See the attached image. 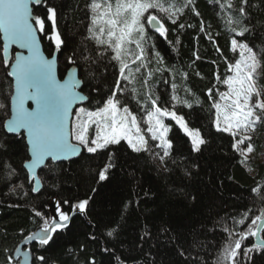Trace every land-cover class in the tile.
<instances>
[{"label": "trees", "instance_id": "obj_1", "mask_svg": "<svg viewBox=\"0 0 264 264\" xmlns=\"http://www.w3.org/2000/svg\"><path fill=\"white\" fill-rule=\"evenodd\" d=\"M46 2L57 9V29L65 41L58 55L60 76L64 77L69 68L66 57L75 53L78 63L84 65L79 70L80 77L91 82V88L87 84L82 87L91 102L79 107L95 109L106 98L105 94H110L116 76L111 66L105 70L107 60L88 65L81 56L82 50L84 55L93 58L102 50L89 38L91 13L86 5L90 0ZM169 2L179 6L181 0ZM232 3L234 7L229 9L225 0H193L194 11L186 9L178 21L185 27L180 29L169 22L166 38L149 28L150 44L145 47L154 46L152 63L135 80L122 81L124 90L117 97L140 114L146 113L149 94L158 96V105L162 107L174 105L173 95L191 102V108L184 103L177 107L207 141L201 146V152L192 151L190 137L171 119L168 122L172 147L169 157L165 158L166 165L151 148L137 153L122 140L94 154L83 150L79 157L51 170L43 167L39 172L43 188L36 193L31 191L34 181L24 167L26 157L30 158L25 135L6 134V129L0 128V144L4 145L0 148V264H18L14 252L20 242L41 227L43 219L53 218L51 202L69 211V205L63 201L74 204L88 196L92 198L86 214L75 213L69 227L54 233L48 245L40 246L37 241L28 245L32 264H41L35 259L40 255L45 256L46 264H92L93 261L95 264H193L194 261L215 264L229 239L224 228L234 232L245 230L264 204L261 200L264 191H251L254 187L264 189V162L260 161L264 137L259 136L252 142L254 152L246 163H241L243 157L232 149L229 134L216 130L215 110L207 95L209 88H213L215 96L217 88L222 91L227 87L216 76L219 74L223 79L230 74L227 64L238 58V52L231 51V39L239 38L241 25L227 21L239 15L240 4L239 0ZM246 8L249 15L243 24L251 30L245 35L259 53L264 49V0H250ZM34 11L44 16L46 8L36 6ZM197 11L199 16L195 15ZM207 34H211L212 40ZM40 35L45 51L53 55L54 40L49 35ZM157 51L163 57L161 64L154 58ZM197 55L200 59H196ZM3 58L0 32V102L8 105L7 113L0 111V123L10 116V97L14 90ZM156 68L162 70L156 72ZM150 70L153 75L149 77ZM173 82L178 85L176 90L171 87ZM259 84L264 85V77ZM261 131L264 132V127ZM93 134L94 130H90V135ZM109 154L114 167L109 169L108 179L99 181L98 173L109 163ZM9 165L16 170V175H8ZM35 211H40L43 217H36ZM245 212H249V219L244 225L236 224ZM109 231H113L112 236H108ZM145 231L149 233L146 237ZM182 251L184 255L180 254ZM263 260L264 255L254 257V261Z\"/></svg>", "mask_w": 264, "mask_h": 264}, {"label": "snow or ice", "instance_id": "obj_2", "mask_svg": "<svg viewBox=\"0 0 264 264\" xmlns=\"http://www.w3.org/2000/svg\"><path fill=\"white\" fill-rule=\"evenodd\" d=\"M225 3L229 9L234 7L232 0H225ZM249 3L250 0H239V15L235 19L229 17L227 21L229 24L241 25L239 38L231 39V51L238 52V58L227 64V72L230 74L223 79L219 74L216 76L219 83L227 86V90L220 91L217 88L215 96L213 88L207 90V95L212 100L211 107L215 110L214 126L218 132L227 133L232 138L231 147L243 157L241 163H246L249 154L255 150L252 133L256 132L258 125L264 126V85L259 84V80L264 77V49L259 53L255 51L245 35L251 30L243 24V20L249 15L246 8ZM41 5L46 8L44 16L34 14L33 6ZM86 8L91 13L89 38L102 50L97 51L94 58L84 55L83 50L81 56L88 65L107 60L108 63L104 64V68L107 70L111 66L115 69L116 78L113 87L109 89L110 94H105L106 98L95 109L78 107L75 110V118L69 127L73 105L77 102H91L88 95L78 90L85 84L91 88V82L77 78L78 70L84 65L78 63L75 53L66 57L69 68L67 78L63 80L57 79L55 57L48 59L41 53L38 33L49 35V39L55 42L56 50H62L65 44L57 29V9L48 5L46 0H0V32L3 33L4 40L2 63L9 65L10 45L15 44L27 50V55L19 51L15 52L14 62L10 65L11 71L8 75L15 78L14 94L10 97V118L0 123V128L6 129V134L26 135L25 147L30 158L26 157L24 167L37 185L41 184V180L37 178L38 166L51 170L58 164L78 157L82 150L94 154L107 149L109 145H118L123 140L137 153L149 151L148 141L137 115L117 98L124 90L121 82L135 80L136 75L152 63L154 46L145 47L146 44H150L149 28L166 38L169 22L183 29L185 25L178 23L181 16L186 9L194 11L193 0H181L179 6L169 0H102V2L90 0ZM161 13L163 16L159 15ZM195 15L199 16L200 13L197 11ZM200 31H204L203 21ZM232 31L235 32L236 28L233 27ZM207 35L209 40H212L211 34ZM154 58L157 64L163 62V57L158 51L154 53ZM196 59L200 57L197 55ZM161 70L156 68L154 71ZM152 75L153 71H148V76ZM182 75L187 77V73ZM196 75L200 74L197 72ZM144 83H147V78H144ZM171 87L176 90L178 85L173 82ZM186 91L191 90L186 89ZM158 100V96L152 98L149 94L150 103L145 111L148 124L146 131L151 134L152 140L160 141L158 147L163 149V156L157 154L160 161L167 164L165 158L169 157L172 147L171 141L166 138L169 127L165 125L163 117H171L190 137L192 151L201 152V146L207 141L199 130H190L183 116L177 115L175 111L162 109L158 106ZM172 100H178V97L173 95ZM28 101L33 102L35 107L26 106ZM183 103L189 108L192 107V103L188 101ZM0 111L7 113L8 105L0 102ZM90 130H94V135H90ZM245 144L246 147L241 148V145ZM3 147L4 145L0 144V148ZM108 160L109 163L105 164L98 173L99 181L108 179V171L114 167L111 154ZM8 168L9 176L17 174L10 165ZM19 187L22 188L23 185ZM31 191L36 192L38 188L32 187ZM92 191L96 190L92 189ZM251 191L259 193L264 189L254 187ZM91 198L88 196L79 199L74 204L69 200L63 201V204L69 205V211H64L58 203L56 209L58 216L51 220L43 219L40 231L26 239L29 242L37 241L40 246L48 245L54 233L69 227L73 214L87 213ZM192 199L194 200L195 197ZM261 200H264V196ZM35 216L43 217V214L35 211ZM248 219L249 212H245L235 222L244 225ZM224 232L228 234L229 239L225 241L215 264H243V260L251 264L253 253L264 252V208L260 209L259 215L251 217L245 230L234 232L225 227ZM107 234L112 236L113 231ZM148 235L149 233L145 231L144 236ZM250 237L255 238V243L242 247ZM180 254L184 255V252ZM35 259L41 264H46L43 255L36 256ZM28 260L29 256L25 253L24 264H28ZM92 264L95 262L93 261Z\"/></svg>", "mask_w": 264, "mask_h": 264}, {"label": "water", "instance_id": "obj_3", "mask_svg": "<svg viewBox=\"0 0 264 264\" xmlns=\"http://www.w3.org/2000/svg\"><path fill=\"white\" fill-rule=\"evenodd\" d=\"M35 7H36V6H33L34 10H35ZM34 14H36L35 11H34ZM151 31L154 32L152 29H151ZM1 33H2V32H1ZM154 33H155V32H154ZM156 34H158V33H156ZM38 37H39V39H40V50H41V53H42L46 58H48V59H52V58H54V57H55V59H56L55 69H56L57 79H61V80L66 79V78H67V72H66V74H65L64 77H61V76H60V73H59V61H58L59 50H56V49H55L54 54L51 55V56H49L48 53L45 51L44 44H43V41H42L41 35H40L39 33H38ZM2 40H3V33H2ZM3 44H4V40H3ZM17 51L22 52L23 54L27 55V50H26V49H21V48H19L18 45H15V44L10 45V46H9V49H8V60H9V65H6L7 67H9V72L11 71V67H10V65H11V63L14 62L15 52H17ZM11 78L13 79V84H14V82H15V78L12 77V76H11ZM77 78L82 79V78L80 77V72H79V70H78V72H77ZM82 80H83V79H82ZM78 90L81 91L82 94L87 95V94L82 90V88H81V89H78ZM13 94H14V90H13ZM86 103H87V101H85V102H77L76 104L73 105V114L69 117V122H70V123H69V127L71 126V121L73 120V117H74V111L77 109V107H79V106H83V105H85ZM26 106H28V107H35L34 103L31 102V101H28L27 104H26ZM9 118H10V116H9ZM9 118H8V119H9ZM8 119H7V120H8ZM7 120H6V121H7ZM25 137H26V135H25ZM26 140H27V138H26ZM82 152H83V150H82ZM82 152H81V153H82ZM80 155H81V154H80ZM80 155H79V156H80ZM79 156H78V157H79ZM74 158H77V157H73L72 159H74ZM72 159H71V160H72ZM69 161H70V160H69ZM42 168H43V166H38V167H37V178H39V179H40L39 172H40V170H41ZM30 178H31V177H30ZM31 180H32V179H31ZM40 180H41V179H40ZM32 181H34V185H35V187L38 188V191H36V193H39V192L42 190V188H43V183H42V181H41V184H40V185H37V184L35 183V180H32ZM56 209H57V204H56V202H51V203H50V212H51V214H52L53 217H57V216H58ZM73 215H74V214H73ZM40 229H41V227H39V228H38L36 231H34L33 233H37V232H39ZM33 233H31L30 235H32ZM30 235H29V236H30ZM27 237H28V236H27ZM33 242H35V241H31V242H29L26 238L20 242L19 246L17 247V249H16L15 252H14V259H17V260L19 261L18 264H24V254H25V253H27L28 256H29L28 264H32V259H33L32 251H31L30 248H28V245H29V244H32ZM18 249H19V251H17Z\"/></svg>", "mask_w": 264, "mask_h": 264}, {"label": "rangeland", "instance_id": "obj_4", "mask_svg": "<svg viewBox=\"0 0 264 264\" xmlns=\"http://www.w3.org/2000/svg\"><path fill=\"white\" fill-rule=\"evenodd\" d=\"M141 73H143V72H141ZM141 73H139V74H141ZM137 75H138V74H137ZM226 90H227V87H225L222 91H226ZM152 98H155V97L152 96ZM178 100H179V98H178ZM183 101H184L183 99H180L179 101L175 100L174 105L171 106V107H162V106H160V105H158V106H160L162 109H168L169 111H175V112L177 113V115L183 116L184 121H185L186 124H187V127H188L190 130H199L201 136L203 137L201 130L198 129V128L192 127V126L188 123V121L186 120L185 114H184L182 111H180V110L178 109L177 105H178L179 103H182V104H183ZM185 101H187V100H185ZM188 102H189V101H188ZM190 103H191V102H190ZM184 104H185V103H184ZM142 106H143L142 108H144L145 105L142 104ZM129 108H130V107H129ZM142 108H141V109H142ZM131 110L133 111L134 114L137 115V118H138V120L140 121L141 128H142V130H144V134H145L146 139H147V141H148V148H151L155 155H157V154H161V155H163V149L160 148V147H158V145L160 144V141H159V140H155V141L152 140V138H151V134L148 133V132L146 131V129H147V127H148V124H147V112L144 113V114H140L138 111H135V110H133V109H131ZM168 120H171V117H163V121H164L165 125L169 127V132H168L166 138H167L169 141H171V139H170V137H169L171 124L168 122ZM93 135H94V134H93ZM203 138H204V137H203ZM244 147H246V144H245V145H241V148H244ZM249 155H250V154H249Z\"/></svg>", "mask_w": 264, "mask_h": 264}, {"label": "flooded vegetation", "instance_id": "obj_5", "mask_svg": "<svg viewBox=\"0 0 264 264\" xmlns=\"http://www.w3.org/2000/svg\"><path fill=\"white\" fill-rule=\"evenodd\" d=\"M263 127H264V126H259V125L257 126V130H256V132H255V133H252V135H253V141H255V139H259V136H263V137H264V132L261 131V130H263ZM253 141H252V142H253ZM260 161H261L262 163L264 162V151H263V152L261 153V155H260ZM261 208H264V204H263V206H262ZM259 213H260V212H259ZM259 213H258L257 215H259ZM253 243H255V238H254V237H250L248 240H246V241L244 242V244L242 245V247L250 246V245L253 244ZM259 254L264 255V252H262V253H253V254H252V261H251V264H264V260L261 261V262L254 261V257L257 256V255H259ZM243 264H250V262L247 261V260H243Z\"/></svg>", "mask_w": 264, "mask_h": 264}]
</instances>
